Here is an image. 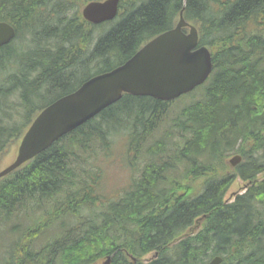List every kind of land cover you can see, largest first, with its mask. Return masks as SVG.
<instances>
[{
  "label": "trees",
  "instance_id": "1",
  "mask_svg": "<svg viewBox=\"0 0 264 264\" xmlns=\"http://www.w3.org/2000/svg\"><path fill=\"white\" fill-rule=\"evenodd\" d=\"M86 1L0 0L16 29L0 46V158L40 109L123 63L182 8L212 72L172 101L123 94L0 178V264H264V0H120L99 25L81 17ZM112 135L140 168L107 199L96 152L108 155ZM236 177L246 187L226 200Z\"/></svg>",
  "mask_w": 264,
  "mask_h": 264
},
{
  "label": "water",
  "instance_id": "2",
  "mask_svg": "<svg viewBox=\"0 0 264 264\" xmlns=\"http://www.w3.org/2000/svg\"><path fill=\"white\" fill-rule=\"evenodd\" d=\"M118 2L92 0L81 8V14L93 24L111 20L117 14ZM182 10L173 28L154 36L123 63L86 79L45 106L22 135L14 159L0 170V178L118 101L123 93L167 101L202 84L212 70L211 55L207 47H197V31L183 19ZM183 27L189 28L188 33ZM14 36L13 26L0 21V46ZM239 160L235 155L230 163ZM221 261L216 255L207 264ZM102 264H110V258Z\"/></svg>",
  "mask_w": 264,
  "mask_h": 264
},
{
  "label": "rangeland",
  "instance_id": "3",
  "mask_svg": "<svg viewBox=\"0 0 264 264\" xmlns=\"http://www.w3.org/2000/svg\"><path fill=\"white\" fill-rule=\"evenodd\" d=\"M160 131H162V127H160ZM110 139L111 149L108 151V155H105L102 152H96V162H98L101 166L100 168L102 176L100 179L99 191H101L102 197H106L107 199H115L117 197V193H120L122 188L125 187L129 182L131 174L134 173L136 175L135 171L140 168V159L139 157H132L129 151L128 154H125L126 142L128 141L126 136L112 135ZM16 145L17 144H11L5 150L4 154L0 158V168L13 159L16 153ZM233 153L224 156L223 160H228V157H230ZM130 156L132 158L131 160L129 159ZM175 175L177 177H181L180 173H175ZM241 186L242 184L240 181H234L228 188L226 197L231 192L239 191V187ZM105 201L107 200L105 199ZM85 211L87 210L85 209ZM82 213L84 214V211H82ZM186 232H189V230L187 229ZM34 247L35 249L39 248L37 243L34 245ZM150 256L151 253L146 255V257Z\"/></svg>",
  "mask_w": 264,
  "mask_h": 264
}]
</instances>
